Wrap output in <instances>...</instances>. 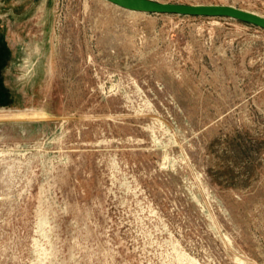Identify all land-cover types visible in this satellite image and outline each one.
I'll return each instance as SVG.
<instances>
[{"label":"rangeland","instance_id":"obj_1","mask_svg":"<svg viewBox=\"0 0 264 264\" xmlns=\"http://www.w3.org/2000/svg\"><path fill=\"white\" fill-rule=\"evenodd\" d=\"M1 5L0 264H264L263 28Z\"/></svg>","mask_w":264,"mask_h":264},{"label":"water","instance_id":"obj_2","mask_svg":"<svg viewBox=\"0 0 264 264\" xmlns=\"http://www.w3.org/2000/svg\"><path fill=\"white\" fill-rule=\"evenodd\" d=\"M127 10L192 16H225L264 29V16L230 4H188L158 0H107Z\"/></svg>","mask_w":264,"mask_h":264},{"label":"crops","instance_id":"obj_3","mask_svg":"<svg viewBox=\"0 0 264 264\" xmlns=\"http://www.w3.org/2000/svg\"><path fill=\"white\" fill-rule=\"evenodd\" d=\"M7 16H9L7 21H4L3 16H2V5H1V0H0V38L2 37V34H4L3 25H7V28H9L10 23H12V24L16 23V17H14L12 12H9V14H7Z\"/></svg>","mask_w":264,"mask_h":264},{"label":"bare ground","instance_id":"obj_4","mask_svg":"<svg viewBox=\"0 0 264 264\" xmlns=\"http://www.w3.org/2000/svg\"><path fill=\"white\" fill-rule=\"evenodd\" d=\"M129 11H132V10H129ZM250 11H252V10H250ZM253 12H255V13H257V14H260V13H258V12H256V11H253ZM260 15H262V14H260ZM263 16V15H262ZM2 110V109H1ZM43 113V112H42ZM12 116H14L15 118L16 117H19L20 119L21 118H24L25 116L27 117L28 115H27V113H25V112H13L12 114H11ZM30 115H32L31 116V118L32 117H42L43 115H41V114H39L38 112H36V111H34V112H32V114H30ZM28 117H30V116H28ZM17 120V119H16Z\"/></svg>","mask_w":264,"mask_h":264}]
</instances>
